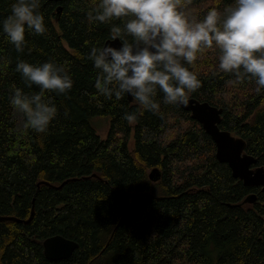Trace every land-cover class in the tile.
<instances>
[{
  "label": "trees",
  "instance_id": "1",
  "mask_svg": "<svg viewBox=\"0 0 264 264\" xmlns=\"http://www.w3.org/2000/svg\"><path fill=\"white\" fill-rule=\"evenodd\" d=\"M13 2L0 0V21ZM233 2L180 0V8L201 19ZM98 3L40 0L46 32L26 28L23 52L0 27V264H264V191L232 177L190 113L165 104L158 91L156 113L128 120L126 113L138 111L133 97L98 94V70L87 54L111 39L112 24L124 22L89 30L86 13ZM19 59L51 60L74 81L66 94L45 92L58 111L44 133L25 129L9 103L14 86L39 91L15 70ZM188 67L201 81L189 98L220 109V130L242 139L253 167L264 168V89L221 71L214 49ZM96 116L109 117L104 140L90 124ZM153 169L157 181L149 179ZM53 236L77 244L68 259L44 257L42 243Z\"/></svg>",
  "mask_w": 264,
  "mask_h": 264
},
{
  "label": "clouds",
  "instance_id": "2",
  "mask_svg": "<svg viewBox=\"0 0 264 264\" xmlns=\"http://www.w3.org/2000/svg\"><path fill=\"white\" fill-rule=\"evenodd\" d=\"M40 0H14L2 21L3 33L17 52H23L26 28L37 35L46 32ZM89 30L97 22L124 18L123 26L112 24L110 38L87 54L97 69L94 87L98 94L117 100L130 95L138 111L126 113L134 120L145 111L156 113L163 102L187 105L189 94L201 81L188 67L205 49L217 52L218 68L232 73L236 82L254 78L257 92L264 89V0H234L220 10L210 8L201 19L180 8V0H99L86 13ZM127 37H131L128 39ZM15 70L25 85H36L31 94L13 87L9 103L22 114V126L37 133L47 131L57 115V106L45 92L66 94L73 87L71 74L63 65L48 60L29 63L19 59Z\"/></svg>",
  "mask_w": 264,
  "mask_h": 264
},
{
  "label": "water",
  "instance_id": "3",
  "mask_svg": "<svg viewBox=\"0 0 264 264\" xmlns=\"http://www.w3.org/2000/svg\"><path fill=\"white\" fill-rule=\"evenodd\" d=\"M61 2L63 0H50ZM60 7L57 8L59 12ZM115 47H119V41L107 40ZM104 45V44H103ZM128 101L132 102V97L127 95ZM185 112H189L193 120L197 121L205 132L211 137L215 144V157L218 162L227 164L231 170L232 177L238 179L245 187L261 188L264 191V168L253 167L256 164L255 158L244 153V141L235 138L229 132L220 130L221 110L206 102H198L189 98L187 105H177ZM159 174L157 169H153L149 174L151 181H157ZM255 195L249 197V202H254ZM28 221H26L27 223ZM43 255L49 261H59L68 259L76 250L77 244L61 236L47 238L42 243Z\"/></svg>",
  "mask_w": 264,
  "mask_h": 264
},
{
  "label": "rangeland",
  "instance_id": "4",
  "mask_svg": "<svg viewBox=\"0 0 264 264\" xmlns=\"http://www.w3.org/2000/svg\"><path fill=\"white\" fill-rule=\"evenodd\" d=\"M219 0H214L217 2ZM90 124L92 128L95 130L96 134L100 137V139L104 140L107 136L108 128H109V117H93L90 119ZM129 150L133 149V137L131 135L130 140L128 142Z\"/></svg>",
  "mask_w": 264,
  "mask_h": 264
},
{
  "label": "bare ground",
  "instance_id": "5",
  "mask_svg": "<svg viewBox=\"0 0 264 264\" xmlns=\"http://www.w3.org/2000/svg\"><path fill=\"white\" fill-rule=\"evenodd\" d=\"M261 189V188H260Z\"/></svg>",
  "mask_w": 264,
  "mask_h": 264
}]
</instances>
